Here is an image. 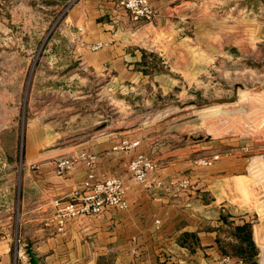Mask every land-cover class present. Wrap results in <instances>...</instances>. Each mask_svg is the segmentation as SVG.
<instances>
[{"label": "rangeland", "instance_id": "374dc122", "mask_svg": "<svg viewBox=\"0 0 264 264\" xmlns=\"http://www.w3.org/2000/svg\"><path fill=\"white\" fill-rule=\"evenodd\" d=\"M76 1L0 0V243H11L15 264L26 252L14 243L18 217L39 195L25 179L26 163L72 157L111 133L136 134L156 156L162 148L200 149L194 162L244 150L247 168L231 178L227 203L254 211L264 233V198L254 192L264 180V0H186L179 12L145 20L130 39L147 52L135 75L85 65L65 73L43 54L56 19ZM25 29L41 33L39 43L31 40L41 46L29 67L20 53ZM32 230L27 225L22 243H31Z\"/></svg>", "mask_w": 264, "mask_h": 264}, {"label": "crops", "instance_id": "0c3cea01", "mask_svg": "<svg viewBox=\"0 0 264 264\" xmlns=\"http://www.w3.org/2000/svg\"><path fill=\"white\" fill-rule=\"evenodd\" d=\"M150 1L156 12L151 22L179 12L189 3L186 0ZM144 22L134 21L119 0H77L61 20L56 19L43 54L58 61L63 72L79 60V65L97 71H125L135 75L140 73L138 66L143 65L147 52L130 39L137 40L146 26ZM25 30L20 33V53H24L29 67L41 46L33 48L31 40L35 41L36 36L39 43L41 33ZM99 41L110 44L92 50V44ZM127 134L104 135L88 142L83 149L98 155L94 167L98 177L125 179L127 209L106 207L99 214L73 218L61 229L51 201L54 198L71 200L74 191L81 187L88 167L81 162L60 176L56 172V155H42L37 161L26 163L25 179L38 189L39 195L33 209L20 212L15 245L19 242L20 248L27 247L28 242L21 241L22 235L27 233V225H32L29 242L41 257L39 264H219L221 255L228 254L238 244L236 229L243 222L241 216L246 217L248 213L227 203L231 178L247 168L245 151L235 149L222 155L212 166H203L191 157L198 155L200 149L162 148L163 155L156 156L153 144L147 146L146 140ZM126 137L139 140L140 145L123 152L113 150ZM140 153L154 155L159 161L158 169L148 177V185L134 180L129 172L130 161ZM183 179H189L191 185L180 186L178 181ZM237 182L241 188L245 187L242 177ZM23 199L25 202V196ZM3 243L7 247L1 245L0 264H15L16 254L11 243L0 244ZM28 261L29 258L19 264H28Z\"/></svg>", "mask_w": 264, "mask_h": 264}, {"label": "built area", "instance_id": "2783aa9c", "mask_svg": "<svg viewBox=\"0 0 264 264\" xmlns=\"http://www.w3.org/2000/svg\"><path fill=\"white\" fill-rule=\"evenodd\" d=\"M121 5L127 9L134 21H151L155 16V9L150 0H119ZM108 43L99 41L92 44L91 49L96 51L107 46ZM140 145L139 140L124 139L115 144L113 150H131ZM223 155L222 152H215L210 156L202 157L195 163L203 166H212ZM264 160V155L260 156ZM98 155L94 152L81 150L72 157H62L56 160V172L63 176L83 162L88 167V173L79 189L73 193L69 201H63L60 198H54L51 205L55 209L56 220L62 229L65 224L76 217L84 215H94L101 213L106 207H115L127 209L129 202L126 198L125 179L120 176L101 175L98 177L94 167ZM257 158H254V160ZM253 160V162H254ZM252 162V163H253ZM251 163V165H252ZM159 167V162L146 153H140L135 156L129 163V172L131 177L137 182L148 185V177ZM171 184L175 181H171ZM180 186L188 187L191 185L189 179L178 181ZM255 194L260 199L264 198V180L255 185ZM264 202V199L262 200ZM254 211H248L246 214L248 222L253 228V238L258 247L259 264H264V233L257 234V227L261 222L256 223ZM159 223V220L157 221ZM18 257L26 260L27 254L24 249H20ZM219 264H245L243 260L232 257L230 254H222L218 261Z\"/></svg>", "mask_w": 264, "mask_h": 264}, {"label": "trees", "instance_id": "16d2710c", "mask_svg": "<svg viewBox=\"0 0 264 264\" xmlns=\"http://www.w3.org/2000/svg\"><path fill=\"white\" fill-rule=\"evenodd\" d=\"M241 218L243 222L236 229L239 242L232 247V251L230 250L228 254L234 258L243 260L245 264H259L257 259L258 247L252 237L251 224L246 217L241 216Z\"/></svg>", "mask_w": 264, "mask_h": 264}, {"label": "water", "instance_id": "95a60500", "mask_svg": "<svg viewBox=\"0 0 264 264\" xmlns=\"http://www.w3.org/2000/svg\"><path fill=\"white\" fill-rule=\"evenodd\" d=\"M79 64H80L79 60L73 61V63L67 68L65 73L71 70L72 68L77 67ZM233 100H236L235 97L220 99V101H226V102L233 101ZM26 252L29 256L28 264H39L40 263L41 257L34 251L33 243H29L27 245Z\"/></svg>", "mask_w": 264, "mask_h": 264}, {"label": "bare ground", "instance_id": "6f19581e", "mask_svg": "<svg viewBox=\"0 0 264 264\" xmlns=\"http://www.w3.org/2000/svg\"><path fill=\"white\" fill-rule=\"evenodd\" d=\"M259 167V166H258Z\"/></svg>", "mask_w": 264, "mask_h": 264}]
</instances>
